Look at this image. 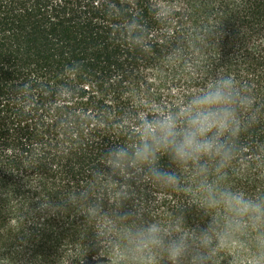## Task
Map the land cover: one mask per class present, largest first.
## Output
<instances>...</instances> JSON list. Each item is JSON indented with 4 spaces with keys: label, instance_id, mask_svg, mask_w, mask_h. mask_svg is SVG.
Segmentation results:
<instances>
[{
    "label": "trees",
    "instance_id": "trees-1",
    "mask_svg": "<svg viewBox=\"0 0 264 264\" xmlns=\"http://www.w3.org/2000/svg\"><path fill=\"white\" fill-rule=\"evenodd\" d=\"M218 72L254 98L256 117L227 179L264 191V0H0V264H116L95 223L42 219L37 201L94 184L110 211L121 182L92 174L108 147L131 142L129 114L179 108ZM130 185L126 207L147 218L166 224L188 206L186 193ZM186 220L200 222L194 209ZM252 254L233 240L216 264Z\"/></svg>",
    "mask_w": 264,
    "mask_h": 264
},
{
    "label": "clouds",
    "instance_id": "clouds-1",
    "mask_svg": "<svg viewBox=\"0 0 264 264\" xmlns=\"http://www.w3.org/2000/svg\"><path fill=\"white\" fill-rule=\"evenodd\" d=\"M253 104L230 75L218 72L179 108L151 116L130 113L136 124L131 142L108 147L104 169L92 174L93 181L121 182L120 203L105 212L93 184L39 200L35 211L42 219L76 214L92 221L94 241L113 253L116 264H216L233 240L252 248L250 264H264V191L249 193L227 179L239 137L255 122ZM144 181L186 193L188 206L166 224L126 207L135 196L130 182ZM188 209L199 223L188 224ZM104 217L108 222L101 225Z\"/></svg>",
    "mask_w": 264,
    "mask_h": 264
}]
</instances>
